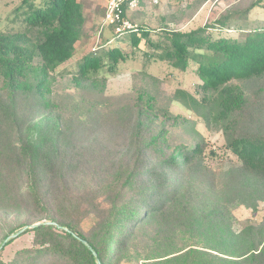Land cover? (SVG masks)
Here are the masks:
<instances>
[{
    "label": "trees",
    "instance_id": "trees-1",
    "mask_svg": "<svg viewBox=\"0 0 264 264\" xmlns=\"http://www.w3.org/2000/svg\"><path fill=\"white\" fill-rule=\"evenodd\" d=\"M22 5L16 26L0 30V224L17 218L0 236V264H118L149 227L165 264H264V215L236 230L232 213L264 201V20L250 16L264 0H233L188 31L141 27L124 47L79 55L78 0ZM141 41L139 74L157 83L150 61L166 60L195 76L193 91L106 96L107 74ZM66 74L68 91H54ZM173 100L220 131L239 164L209 168L204 133L170 111ZM26 226L31 246L3 262L12 239L3 241ZM177 232L193 241L174 248Z\"/></svg>",
    "mask_w": 264,
    "mask_h": 264
},
{
    "label": "rangeland",
    "instance_id": "rangeland-1",
    "mask_svg": "<svg viewBox=\"0 0 264 264\" xmlns=\"http://www.w3.org/2000/svg\"><path fill=\"white\" fill-rule=\"evenodd\" d=\"M22 1L23 0H0V30L3 31L16 26V23H13L12 18L22 10ZM32 1L39 2L40 0ZM78 1L81 4L86 21L84 35L75 44L77 55H79L82 50L93 51V48L100 53L102 50L104 51L105 49L114 46L122 47L123 45L119 39L127 40L130 38V33L127 32L119 35L110 27H104L100 30L107 0ZM232 1L233 0H161L158 4H151L145 0L136 9H128L126 11V18L137 26V30L133 32L136 34L140 33L141 27H147L150 33L154 36L158 35V28L160 27L188 31L204 25L205 23L212 22L219 13L232 3ZM250 16L252 19H259V21L264 20V7L254 9ZM211 33L213 36H216L218 32L212 30ZM225 33L226 32H223V34ZM108 39L114 40L113 42H107ZM143 48V41H141L139 48H135L134 54L127 55L124 61H119L114 68L113 74H107L104 88V94L106 96L119 97L133 91L135 88L149 90L153 94L160 96H172L177 87H187L193 91L196 81L195 76L187 74L186 72V74L183 75V73L176 71L171 65H169L166 60L150 61L151 63L147 71L151 75L157 77V83H151L148 77L139 74V70L144 63L141 59V50ZM75 62L76 59L72 58L66 62L65 65L61 66V69H72V65ZM70 81L71 76L68 74L65 76L56 75L52 83V88L56 92L63 93L68 91L67 89H69L68 85L70 84ZM169 109L173 113L190 116L196 121L197 128L202 130L206 139L207 147L205 162L209 168L223 170L231 165L239 164L238 158L225 147L224 138L220 131L215 129L206 130L201 119L177 101H171ZM210 151L212 152L210 153ZM15 213L7 216V224H0V236L2 231L9 227V222L15 223L17 219ZM232 213L235 217L233 227L238 230L245 223H256L261 220L264 215V201L259 203L256 212H252L250 209L239 206L234 208ZM21 218L28 221L29 217L25 212L21 213L20 219ZM0 219L2 220L3 218L0 217ZM30 219H32V215H30ZM33 224H31L30 227ZM83 226L85 229L88 227L86 223H84ZM27 227L28 226L21 228L18 237H12L11 243L6 245L1 251V260L3 262L12 259L15 256V253L21 248L31 246L32 233L24 231ZM147 231V233L143 232L138 237L136 240V246L132 248L130 255L118 264H165L162 258L156 257L159 252L166 249L165 246L161 244L159 237H154L151 234V227H149ZM192 241L193 240H190L188 234L177 232L172 244L174 248H181Z\"/></svg>",
    "mask_w": 264,
    "mask_h": 264
},
{
    "label": "built area",
    "instance_id": "built-area-1",
    "mask_svg": "<svg viewBox=\"0 0 264 264\" xmlns=\"http://www.w3.org/2000/svg\"><path fill=\"white\" fill-rule=\"evenodd\" d=\"M145 0H107L100 30L104 27H112V30L121 35L137 30V26L126 18L128 9H136ZM151 4H158L161 0H147ZM108 39L107 42H111ZM106 43V42H105ZM93 51H96L94 48Z\"/></svg>",
    "mask_w": 264,
    "mask_h": 264
},
{
    "label": "water",
    "instance_id": "water-1",
    "mask_svg": "<svg viewBox=\"0 0 264 264\" xmlns=\"http://www.w3.org/2000/svg\"><path fill=\"white\" fill-rule=\"evenodd\" d=\"M20 232H21V230L17 231V232L14 233V234L9 235L7 238H5V240L3 241V243L7 242V241H8L10 238H12V237H16V236H18V235L20 234Z\"/></svg>",
    "mask_w": 264,
    "mask_h": 264
},
{
    "label": "crops",
    "instance_id": "crops-1",
    "mask_svg": "<svg viewBox=\"0 0 264 264\" xmlns=\"http://www.w3.org/2000/svg\"><path fill=\"white\" fill-rule=\"evenodd\" d=\"M125 15H126V13H125Z\"/></svg>",
    "mask_w": 264,
    "mask_h": 264
}]
</instances>
